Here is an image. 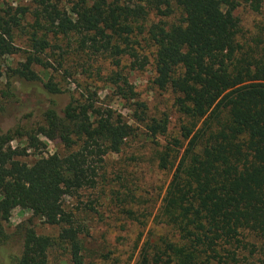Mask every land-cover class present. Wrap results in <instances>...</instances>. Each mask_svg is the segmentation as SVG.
I'll return each mask as SVG.
<instances>
[{
	"label": "trees",
	"instance_id": "trees-1",
	"mask_svg": "<svg viewBox=\"0 0 264 264\" xmlns=\"http://www.w3.org/2000/svg\"><path fill=\"white\" fill-rule=\"evenodd\" d=\"M31 1L32 21L24 32L33 49L39 54L50 48L52 34L67 42L56 59L59 65L63 55L104 56L111 65L109 83L121 99L132 100L133 124L88 96H70L61 110L51 101L37 132L58 141L64 151L31 164L19 159L26 150L12 147L11 136L0 129V264H48L55 247L71 264H99L85 258L82 213L67 211L63 200L96 188L105 156L122 152L136 134L134 124L153 138L167 130L166 120L148 114L119 70L125 56L140 69L150 62L153 83L174 93L181 116L177 137L161 145L153 159L160 171L171 174L158 223L177 240L169 235L147 239L136 264H249L243 250L264 240V45L263 37L247 49L238 42L234 11L241 3L258 11L263 0ZM152 11L174 20L147 24ZM4 18L0 14V58L15 50L14 27L23 28L19 18ZM139 34L146 35L152 52L131 44V36ZM33 64L43 65L38 55H28L11 73L38 81ZM43 86L46 94L62 93L54 81ZM9 97V102L19 99L13 87ZM28 201L32 217L8 232L4 224L12 210ZM33 218L58 225L57 237L37 234ZM14 235L21 242L18 253L7 250ZM248 251L253 256L256 250Z\"/></svg>",
	"mask_w": 264,
	"mask_h": 264
},
{
	"label": "rangeland",
	"instance_id": "rangeland-1",
	"mask_svg": "<svg viewBox=\"0 0 264 264\" xmlns=\"http://www.w3.org/2000/svg\"><path fill=\"white\" fill-rule=\"evenodd\" d=\"M53 1L70 3L71 0ZM31 8V0H0L1 16L4 19L12 16L19 18L23 25L19 29L14 27V52L0 58V129L2 133L11 136L9 143L12 147L26 150V156L19 159L29 164L55 151H64L58 141H50L37 132L38 126L43 125L41 114L51 101L61 110L70 96H88L96 106L111 107L133 124L132 100L129 102L121 99L114 86L109 83L107 75L111 71V65L108 60H104V56L83 58L63 55L66 60H62V65H59L56 59L60 61L58 55L66 51L67 42L52 34L47 37L50 48L39 54L33 49L28 40L29 33L24 32L29 30V21H32L28 18ZM234 12L240 24L238 42L247 49L254 45L255 40L263 37L264 45V0L258 11L241 3ZM161 18L168 22L174 20L173 17L156 16L152 11L146 23L150 24ZM131 37L132 45L149 53L153 51L145 34ZM28 55H38L43 62V65L31 66L40 77L38 81H25L11 73V69L21 67ZM125 57L119 70H122V74L134 87L137 99L146 103L148 114L156 119L166 120L167 130L165 136L153 138L145 133L142 126L134 124L136 134L122 152L105 156L96 188L82 189L78 195L68 196L63 200L67 211L82 213L80 218L86 224V232L81 235L84 255L87 261L99 264H136L139 250L147 239L154 242L158 235H169L173 241L177 240L176 233L169 232L158 223V210L171 174L160 171L153 159L161 145L172 137H177L181 116L174 105V93L169 89H159L153 83L155 73L150 62L140 69L133 67V59ZM48 80L57 83L62 93L46 94L43 84ZM11 87L19 98L13 102H9L12 99L9 97ZM31 217L32 203L22 202L12 210L4 227L13 233L16 225ZM33 223L39 235L56 238L59 233V226L54 223L38 218H33ZM252 243L254 248H247L256 250L253 256H249L248 249L243 250V255L247 257L249 264H264V240ZM20 247L21 242L14 235L7 250L18 253ZM48 258V264H71L60 247L50 250Z\"/></svg>",
	"mask_w": 264,
	"mask_h": 264
}]
</instances>
